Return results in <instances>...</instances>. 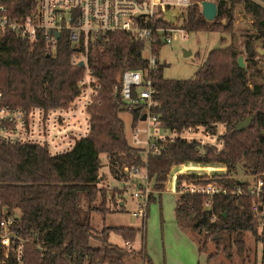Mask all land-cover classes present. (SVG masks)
<instances>
[{"label":"trees","instance_id":"trees-1","mask_svg":"<svg viewBox=\"0 0 264 264\" xmlns=\"http://www.w3.org/2000/svg\"><path fill=\"white\" fill-rule=\"evenodd\" d=\"M18 13L28 12L34 0H11ZM30 1V2H29ZM218 0L217 16L207 21L196 2L184 10L182 28L188 33L229 31L233 25L235 7L243 5L253 17L254 39L264 48V0ZM263 4V5H262ZM226 20V23L223 21ZM158 24L162 22L158 20ZM161 50V44L155 51ZM73 46L63 38L55 56L46 53L42 43L30 44L8 34L0 39V90L3 103L10 106L39 105L46 108L66 107L78 93V80L83 69L73 67L70 59ZM249 51V61L240 67L238 53L233 47L213 49L191 79H168L163 76L164 66L154 83L157 89L154 112L161 124L171 130L223 124L225 148L220 153L207 150L198 157L195 145L176 141L168 145L164 157L148 159V174L152 186L164 191L174 165L189 162L222 164L228 173L205 181H215L230 191L241 186L240 197H215L210 209L204 207L205 197L181 194L177 196L175 217L181 229H193L204 234L197 242L199 252H208V240L217 250L208 260L219 255L220 244L231 239L237 253L248 258L245 236L251 233L257 243L264 246V225L253 217L255 198L246 194L249 182L231 178L242 164L264 181V74ZM90 66L102 83L98 97L100 104L91 108L92 133L77 143L68 154L51 157L45 148L9 145L0 141V207L19 210L24 230L34 234L45 252L27 246L29 264L79 263L84 256L92 259L110 258L112 264H153L145 251L129 252L109 242L113 232L123 241L135 243L143 229L132 227H104L101 232L91 225V213L104 217L113 212L121 200L117 190L108 195L100 187L101 155H107L111 175L116 180L128 179L122 168L125 164L143 163L141 151L132 147L127 139L125 125L120 117L125 111L113 96V87L126 69H141L147 64L144 46L131 36L115 32L105 44H96L89 53ZM133 124L139 116L133 112ZM251 118L245 130L237 131L238 123ZM185 176L180 180H195ZM156 198L151 196L150 203ZM99 200V203L96 202ZM232 254L229 253V257ZM132 257L136 262L130 263ZM244 257V258H245ZM254 264H257L255 259Z\"/></svg>","mask_w":264,"mask_h":264},{"label":"built area","instance_id":"built-area-1","mask_svg":"<svg viewBox=\"0 0 264 264\" xmlns=\"http://www.w3.org/2000/svg\"><path fill=\"white\" fill-rule=\"evenodd\" d=\"M28 1V0H27ZM32 1V0H31ZM30 2V1H29ZM192 5L191 0H34L28 12L19 14L13 1L0 0V39L8 34L30 44L42 43L48 55L55 56L61 39H69L73 46L71 65L83 69L78 80V93L66 107L46 108L39 105L10 106L4 101L0 90V141L9 145L33 146L45 148L51 157H60L70 153L78 142L88 138L93 129L91 108L98 101L102 83L95 70L90 66L89 53L96 44H105L109 35L122 32L131 36L144 46V58L147 64L141 69H126L119 76V82L113 87V96L125 111L138 113L139 122H147L144 128L132 126V147L141 151L143 163L125 164L123 172L133 187L131 196L137 202L136 210L131 214L144 224L150 198H157L156 190L148 174V159L164 157L168 145L176 141L195 145L198 157L206 156L211 149L220 153L225 148L223 124L198 126L171 130L164 127L154 112L157 105V92L154 80L160 73L159 51L173 44L175 36L186 32L181 25L168 22L165 14L168 10H185ZM177 16V15H176ZM161 21V24H158ZM58 35V36H57ZM83 62V66L80 63ZM146 116L145 120L142 117ZM182 167L172 176L173 169ZM222 164L189 162L174 165L171 179L172 191L176 195L188 194L205 197L204 207L210 209L215 197H240L244 194L241 186L233 191L215 182L205 181ZM185 176H197L195 180H180ZM255 198L252 206L253 217L264 225V181L256 175L249 182L246 192ZM35 244L36 250L46 249L35 243V236L24 230L19 210L9 211L7 206L0 207V264H29L27 246ZM134 243L123 241V248L133 252ZM145 244L143 245V247ZM71 264H112L110 258L92 259L84 256L79 263ZM137 264H144L141 260Z\"/></svg>","mask_w":264,"mask_h":264},{"label":"rangeland","instance_id":"rangeland-1","mask_svg":"<svg viewBox=\"0 0 264 264\" xmlns=\"http://www.w3.org/2000/svg\"><path fill=\"white\" fill-rule=\"evenodd\" d=\"M203 1L216 3L218 0H191L192 4L197 2L201 10ZM254 1L260 3L258 0ZM184 14V10H179L178 14L177 10H168L164 16L168 22H175L182 26L181 21ZM223 23H226V20ZM255 34L253 17L244 11L242 4H239L235 7L233 25L229 31L220 29L217 32L186 33V39L184 40L182 35L179 34L175 36L173 44L162 47L159 51L160 63L163 66L165 63L169 64V67L164 66L163 76L176 80L193 78L201 64L216 46L219 49L233 47L237 51L238 56L242 58L244 66L249 61V51L253 50V52L258 53L255 58L258 68L264 74V48L261 42L254 39ZM184 50L191 51L192 55L185 56ZM262 82H264V79ZM120 117L125 125L128 142L132 145L131 129L134 113L121 111ZM139 121L140 118H138L134 126L138 124V128H144L147 122L142 123ZM101 159L102 167L100 169L99 186L107 188L109 196L114 190L118 189L120 193L116 194V200L123 199L122 202L125 204L124 206L119 204L116 208L109 204L114 211L105 217L101 213L92 212V227L98 232H101L104 227L143 229L142 221L136 220L131 215L137 208V202L131 196V188L133 186L126 181V178L120 181L114 179L111 175L107 155L102 154ZM181 169L182 167L179 166L173 169L172 176ZM222 169L218 167L208 176L224 174ZM231 178L242 182H252L256 179V175L244 168L242 164H239L237 172L231 174ZM172 186L173 183L170 179L164 191L157 196L156 201L150 203L145 231L139 232L137 240L133 244L134 250L139 251L145 244L147 254L152 259L153 264H205L206 257L199 254L195 243L191 240L195 239L200 242L204 239V234L201 235L191 228L187 230L181 229L180 231L175 222L174 212L177 195L172 191ZM96 203L98 204L99 200ZM108 240L113 244L123 245V239L113 232L109 235ZM245 242L250 250L248 258L245 257L246 255L241 257L237 253V248L231 239H225L220 244L219 255L210 259L209 264H254L255 259H257V264H264V246L261 243H257L251 233L246 234ZM207 245L208 255L216 252L217 245L213 240L209 239ZM229 253L232 254L231 257H229ZM128 261L133 263L136 262V259L130 257Z\"/></svg>","mask_w":264,"mask_h":264},{"label":"water","instance_id":"water-1","mask_svg":"<svg viewBox=\"0 0 264 264\" xmlns=\"http://www.w3.org/2000/svg\"><path fill=\"white\" fill-rule=\"evenodd\" d=\"M201 7H202V14H203V16L205 17V19L207 21H213L216 18L217 12H218L216 3L211 2V1H203L201 3ZM215 49H219V47L216 46ZM184 54H185V56H191L192 52L184 50ZM47 56L49 57V55H47ZM238 62H239L240 67H242V68L245 67L241 57L238 58ZM80 66H83V62L80 63ZM164 66L165 67H169V64L165 63ZM145 119H146V116H143L142 120H145ZM251 120L252 119L249 118V119H246L243 122L238 123L237 126H236L237 131L240 132L242 130H245L248 127V125L251 122Z\"/></svg>","mask_w":264,"mask_h":264},{"label":"crops","instance_id":"crops-1","mask_svg":"<svg viewBox=\"0 0 264 264\" xmlns=\"http://www.w3.org/2000/svg\"><path fill=\"white\" fill-rule=\"evenodd\" d=\"M155 201H156V199H155ZM154 201V202H155ZM124 202H122V200H121V202H120V205L121 206H124ZM148 212H149V208H148V210H147V216H146V220H147V217H148ZM174 216H175V212H174ZM175 222H176V224H177V226H178V228L180 229V231H181V228H180V226L178 225V223H177V221H176V217H175ZM191 238V237H190ZM194 243H195V245H196V247H197V250H198V252H199V248H198V245H197V242H196V240L195 239H191ZM145 251H146V253H147V250H146V245H145ZM199 254L200 255H203V256H205L206 257V262H205V264H209V260H208V254L207 253H200L199 252Z\"/></svg>","mask_w":264,"mask_h":264}]
</instances>
